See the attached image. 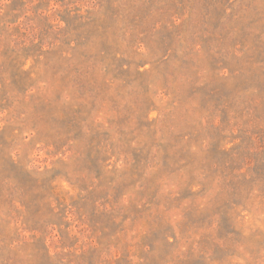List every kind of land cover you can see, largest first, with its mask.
Listing matches in <instances>:
<instances>
[{"label": "rangeland", "instance_id": "374dc122", "mask_svg": "<svg viewBox=\"0 0 264 264\" xmlns=\"http://www.w3.org/2000/svg\"><path fill=\"white\" fill-rule=\"evenodd\" d=\"M0 264H264V0H0Z\"/></svg>", "mask_w": 264, "mask_h": 264}]
</instances>
